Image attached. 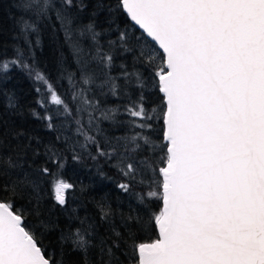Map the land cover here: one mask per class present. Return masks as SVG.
I'll list each match as a JSON object with an SVG mask.
<instances>
[{
  "label": "snow or ice",
  "instance_id": "6c2138e0",
  "mask_svg": "<svg viewBox=\"0 0 264 264\" xmlns=\"http://www.w3.org/2000/svg\"><path fill=\"white\" fill-rule=\"evenodd\" d=\"M15 7L29 46L32 33L59 26L77 72L67 76L69 101L19 48L0 59V74L34 75L57 115L75 125L80 148L95 146L93 160L117 159L123 192L140 185V207L122 217V231L112 227L102 237L88 218L70 217L79 223L61 232V249L79 264H264V0H97L88 23L75 27L84 0H17ZM101 96L121 104L105 107ZM38 118L55 128L47 112ZM104 121L124 134L107 135ZM47 154L55 173L33 169L0 143V264H66L40 239L55 226L43 218L40 177H51L61 209L74 187L60 175L55 146ZM26 192L32 207L15 206ZM99 208L107 221L110 210Z\"/></svg>",
  "mask_w": 264,
  "mask_h": 264
},
{
  "label": "trees",
  "instance_id": "16d2710c",
  "mask_svg": "<svg viewBox=\"0 0 264 264\" xmlns=\"http://www.w3.org/2000/svg\"><path fill=\"white\" fill-rule=\"evenodd\" d=\"M17 0H0V59H10L15 56L16 49L24 52L27 62L35 71L42 73L51 82L59 95L65 101L70 100V85L67 76L69 73L77 72V62L73 54L72 46L65 39L64 32L48 26H43L38 33H32L28 40L31 46L25 42L18 26L19 11L15 7ZM97 0H84L87 7L79 13V19L73 22V27L77 24H86L96 7ZM103 18L101 17V22ZM126 25H122V28ZM130 33L135 29H129ZM39 39V43L36 41ZM77 36L73 35V40ZM87 49V42L84 43ZM122 57L117 59L120 62ZM131 63V58L128 60ZM37 88L40 91H37ZM91 95V94H90ZM105 102V107H117L121 101L115 97H99ZM11 104L14 106H10ZM49 94L42 82L35 80L34 75L29 76L27 71L13 68L7 74H0V143L14 152L20 153L23 159L28 160V165L33 169L48 166L53 173L57 170L52 164H45L48 160V149L55 146L59 156L62 157V170L60 175L64 180L74 187L67 191V204L61 209L54 205L50 195L48 181L51 177H40V196L43 218L52 222L54 227L44 231L42 240L43 247L54 253L56 258H63L66 264H79V257L63 250L60 245V235L62 231H67V226L71 223L77 225L78 220L70 217L88 218L98 226V231L102 237L110 235L112 227L123 230L122 217L135 216L139 205L136 193L140 191V185L133 182L129 192H123L118 185L126 182L127 178L120 170L119 163L114 157L108 160L105 157L96 155L95 146H90L88 151L80 148L77 140L82 142V138L75 134V125L70 123L63 116L57 115L56 106L49 102ZM45 103L47 108L41 107ZM53 116L55 128L49 130L47 122L41 118L43 115ZM86 120V116H85ZM107 135H123L125 129H115L110 127L109 122L101 124ZM59 137V139H58ZM25 152L27 155H25ZM33 152L37 155L33 156ZM73 155H80V160H73ZM36 163L33 164L32 160ZM30 193L17 194L14 198L15 206L31 208L29 204ZM100 205L106 206L110 210V217L107 221L100 219ZM28 222L38 225L37 218L26 213ZM144 240L155 238L151 233H139ZM117 256L120 253L117 252ZM123 259V257H120Z\"/></svg>",
  "mask_w": 264,
  "mask_h": 264
}]
</instances>
